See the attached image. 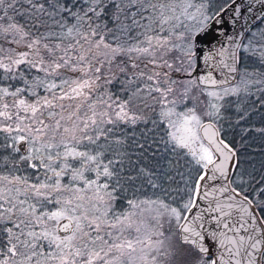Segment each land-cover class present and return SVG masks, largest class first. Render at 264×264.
<instances>
[{"label":"snow or ice","instance_id":"obj_1","mask_svg":"<svg viewBox=\"0 0 264 264\" xmlns=\"http://www.w3.org/2000/svg\"><path fill=\"white\" fill-rule=\"evenodd\" d=\"M232 13L0 0V264H162L166 225L186 264H264V155L227 135L264 138V29Z\"/></svg>","mask_w":264,"mask_h":264},{"label":"trees","instance_id":"obj_2","mask_svg":"<svg viewBox=\"0 0 264 264\" xmlns=\"http://www.w3.org/2000/svg\"><path fill=\"white\" fill-rule=\"evenodd\" d=\"M215 3L217 5H224L225 8L230 3V0H215ZM261 29H264V22L260 20L257 22L246 34V36L250 35L253 32L258 33ZM258 95V94H257ZM252 100H255V97L251 98ZM256 109L258 111L264 112V109H262L259 105V103L256 104ZM262 118L259 114H257V111H253L251 115L248 117V120L244 122L245 125H247L249 122L254 127H261L264 126V123L261 122ZM227 129V126H226ZM227 135L229 140H235L236 146L239 148V154L241 158L250 157L256 162V167L259 168V162L262 158V155H264V152H262V149H264V138H262L257 133H249L244 137V140L242 141L240 136L237 134V131L233 129H227ZM249 137H251L249 139ZM150 194V192H149ZM140 199H144L143 195L139 196ZM153 199L155 197H152ZM147 206H145L146 208ZM152 214L148 211H144L145 218H150ZM169 233L167 232V225L165 230V237H168ZM165 237H161V239L164 240V247L165 249H168L171 254L176 255L177 253H180L178 248H169V245H177L178 241L176 240V237L173 236L170 239H166Z\"/></svg>","mask_w":264,"mask_h":264},{"label":"water","instance_id":"obj_3","mask_svg":"<svg viewBox=\"0 0 264 264\" xmlns=\"http://www.w3.org/2000/svg\"><path fill=\"white\" fill-rule=\"evenodd\" d=\"M251 3V0H236L235 4H232L231 7H226V19L230 18L233 13L232 9L239 7L240 16L237 17V23L235 28L237 31H242L244 35L249 32V30L261 19H252V17H261L264 18V13L260 11V4H252L251 11H247L248 5Z\"/></svg>","mask_w":264,"mask_h":264},{"label":"rangeland","instance_id":"obj_4","mask_svg":"<svg viewBox=\"0 0 264 264\" xmlns=\"http://www.w3.org/2000/svg\"><path fill=\"white\" fill-rule=\"evenodd\" d=\"M162 264H186V257L180 253L171 254L168 257L162 258Z\"/></svg>","mask_w":264,"mask_h":264}]
</instances>
